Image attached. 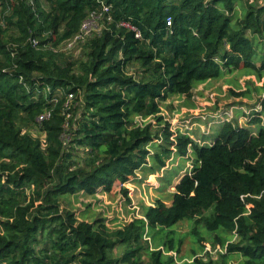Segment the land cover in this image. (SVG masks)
<instances>
[{"label": "trees", "instance_id": "1", "mask_svg": "<svg viewBox=\"0 0 264 264\" xmlns=\"http://www.w3.org/2000/svg\"><path fill=\"white\" fill-rule=\"evenodd\" d=\"M93 13H102L100 30L71 61L60 48ZM239 70L264 79V2L0 0V264H175L150 247L149 234L187 219L202 247L201 227L215 235L212 250L226 247L222 258L264 264V98L249 121L256 135L227 122L209 146L174 133L161 116L169 98H190L198 85ZM189 149L197 164L171 204L158 200L121 228L62 206V197L127 184L148 158L161 169Z\"/></svg>", "mask_w": 264, "mask_h": 264}, {"label": "rangeland", "instance_id": "2", "mask_svg": "<svg viewBox=\"0 0 264 264\" xmlns=\"http://www.w3.org/2000/svg\"><path fill=\"white\" fill-rule=\"evenodd\" d=\"M251 1L257 5L264 2V0ZM68 44L60 48L61 53L71 61L82 59L83 45H79L78 42L68 48ZM247 73L250 72L248 70L225 72L219 79L206 82L208 83L206 85H198L190 98L180 96L169 98L162 104L161 116L164 117V123H170L173 131L187 134L200 146L212 145L220 129L218 126L227 121L232 122L233 126L246 127L250 129L252 135H256L259 126L250 124L249 121L255 113L254 107L264 96L262 89L264 79L258 81L254 75L248 76ZM246 89L251 91L248 96L244 98L235 96L242 94ZM134 120L141 125L156 123L152 118L135 117ZM161 143L151 144L150 151L155 153ZM195 164L197 162L191 149L185 158L173 154L166 161V167L161 169L152 158H148L147 164L137 173L136 178H132L125 185L116 183L110 193L100 189L96 196H87L85 193L69 195L62 197L61 203L65 210L76 213L81 220L91 222L101 216L106 219L110 229L121 228L136 219L143 218L144 209L154 205L158 199L170 205L177 182L184 175L190 174ZM122 190H126L127 193ZM194 227L195 221L187 219L171 228L153 230L148 238L150 247H160L166 257L172 255L175 264H196L194 263L196 258L206 264L210 261L213 264H225V262L239 264L245 260L237 254L227 259L222 258L220 255L226 253V247H217L214 250L207 248L212 246L215 235L203 227L200 228V236L205 237L207 243L204 244L205 248L202 247L203 244H199L198 237L192 233ZM216 234L224 236L222 231ZM230 238L231 236L228 237ZM168 240H172L176 245L172 251L164 250V243ZM231 241H235L234 237ZM122 249L124 251L125 247L119 250L118 255L122 254Z\"/></svg>", "mask_w": 264, "mask_h": 264}, {"label": "built area", "instance_id": "3", "mask_svg": "<svg viewBox=\"0 0 264 264\" xmlns=\"http://www.w3.org/2000/svg\"><path fill=\"white\" fill-rule=\"evenodd\" d=\"M108 12H109V8L106 7V6H104V9H103V12L102 13H108ZM102 13L99 14V15L93 13L86 21L83 22V24L81 26V29H80V33L75 37L74 40H72L68 44V48H71L74 44H76V43H78L80 41H84L87 37L91 36L93 32L100 30L99 20L101 18ZM167 25L168 26H171V18L168 19ZM122 26L123 27H126V28H128V29H130L132 31H134L135 34H136V38H138V39H141L142 38L141 32L136 27L132 26L131 24H129V23H122ZM34 44H36V42H34ZM73 98H74L73 95H70L69 96V101H71ZM263 98H264V96H263ZM255 110H256V112L261 111V106L260 105H257V107H256ZM49 117H50V113L42 114L38 118V121L40 123H42L44 120L48 119ZM171 130L173 131V128L172 127H171ZM173 132L176 133V131H173ZM207 248H210V247H207Z\"/></svg>", "mask_w": 264, "mask_h": 264}, {"label": "crops", "instance_id": "4", "mask_svg": "<svg viewBox=\"0 0 264 264\" xmlns=\"http://www.w3.org/2000/svg\"><path fill=\"white\" fill-rule=\"evenodd\" d=\"M208 82H210V81H208ZM206 84H208V83H204V85H206ZM238 98H239V97H238ZM192 107L196 108L195 105H192ZM218 127H220V126H218ZM184 158H185V157H184ZM179 181H180V180H179ZM179 181H178V182H179ZM178 182H177V183H178ZM158 200H160V199H158ZM162 201H163V200H162ZM164 202H165V201H164Z\"/></svg>", "mask_w": 264, "mask_h": 264}, {"label": "clouds", "instance_id": "5", "mask_svg": "<svg viewBox=\"0 0 264 264\" xmlns=\"http://www.w3.org/2000/svg\"><path fill=\"white\" fill-rule=\"evenodd\" d=\"M153 206V205H152Z\"/></svg>", "mask_w": 264, "mask_h": 264}]
</instances>
